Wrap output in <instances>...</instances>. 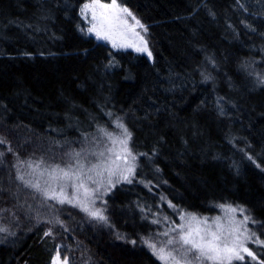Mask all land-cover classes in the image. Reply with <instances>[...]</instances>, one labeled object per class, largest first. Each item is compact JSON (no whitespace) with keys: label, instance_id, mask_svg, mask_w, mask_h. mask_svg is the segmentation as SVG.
Segmentation results:
<instances>
[{"label":"trees","instance_id":"obj_1","mask_svg":"<svg viewBox=\"0 0 264 264\" xmlns=\"http://www.w3.org/2000/svg\"><path fill=\"white\" fill-rule=\"evenodd\" d=\"M83 2L0 0V138L6 141L0 145V210H8L0 211V226L16 233L6 239L0 233V264H50L58 245L69 264H160L139 238L164 231L163 223H151L157 215L179 222L168 201L209 218L221 203L240 204L264 219V172L240 151L264 161L257 155L264 149V88L253 87L241 69L252 59L257 70L264 68V0H240L247 12L236 0H119L148 27L153 60L83 35L77 29ZM42 6L52 9L48 19L41 18ZM109 52L119 64L105 69ZM206 56L215 59L217 70ZM205 68L215 83L202 82ZM217 96L230 101L225 115ZM106 111L124 116L138 151L159 148L154 163L141 158L137 180L151 183L118 185L105 197L111 227L57 205L69 231L56 228L54 237H44L48 225L29 219L20 207L37 201L18 187L16 154L27 160L35 152L61 162L65 151L79 148L82 132L95 131L90 116L108 122ZM181 137L190 141L187 152ZM117 232L137 245L117 240Z\"/></svg>","mask_w":264,"mask_h":264},{"label":"snow or ice","instance_id":"obj_2","mask_svg":"<svg viewBox=\"0 0 264 264\" xmlns=\"http://www.w3.org/2000/svg\"><path fill=\"white\" fill-rule=\"evenodd\" d=\"M236 3L240 9L248 11L240 0H236ZM60 6L54 5V7ZM51 11L52 9H45L42 6L41 18L48 19ZM79 17L82 23L77 25V29L83 35L105 41L112 49H131L136 53L146 54L149 60L154 59L146 39L148 27L119 0H110V2L84 0L79 6ZM14 22L18 26L23 24L22 21ZM27 27L31 28L33 25L29 24ZM245 27L252 33L257 31L251 24H245ZM261 51L264 52V49ZM106 59L105 69H112L119 64L111 52ZM205 60L211 65L212 70L218 69L213 57L206 56ZM256 65L255 59L244 61L241 69L246 77L250 78L249 82L253 87L264 88V68L257 70ZM200 76L204 83L209 81L215 83L212 72L207 68L200 71ZM171 79L169 77L170 81ZM172 85L175 87L174 81ZM203 103L202 101L201 104ZM225 103L230 101H225V97L217 96L215 104L220 115L226 114ZM103 114L108 117V122L101 124L97 117L90 116L96 126L95 131L82 132L81 139L76 142L79 148L65 151L61 162H56L55 157H52L50 162L43 155L36 156L35 152L34 158L27 160H21L16 154L17 160L12 167L16 169L15 180L19 182L18 187L22 186L29 190L33 200L37 201L32 205L25 200L20 207L26 209L25 214L29 219L34 218L37 224L48 225L43 232L44 237H54L56 228L69 231L65 221L57 214V205L61 207L70 205L79 209L90 221L111 227L107 215L108 201L105 197L109 196L118 185L139 182L147 186L151 183L142 178L137 180L141 169V158L154 163V158L160 154L159 148L154 145L147 152L138 151L135 147L133 131L125 122L124 116L112 111ZM162 141L161 137L157 140V144H161ZM5 142L0 138V145ZM181 142L187 152L190 141L181 137ZM228 142L231 144L233 140L230 139ZM59 146L64 147L63 144ZM8 151H12L11 147ZM240 151H244L247 160L264 172L262 166L264 161L257 163L254 155L248 154L244 149ZM257 155H264V149ZM3 156L4 153H0V157ZM156 171L159 172L160 169L156 168ZM164 199L161 196V200ZM167 203L169 208L177 210L179 222L167 216L161 218L157 215L151 223L157 225L163 223L164 231L139 238L140 243L150 250L160 264H264V219H258L251 209L240 204L221 203L218 207L222 215L209 218L177 209L171 201ZM140 210L143 213L145 208L140 206ZM12 217V223L18 228L19 216L13 212ZM0 233L6 234L5 239L16 234L8 226H0ZM116 239L133 247L137 245V240L129 239L126 234L117 232ZM253 246L257 250H254ZM60 247L57 246L50 264H69L68 256L61 258Z\"/></svg>","mask_w":264,"mask_h":264},{"label":"rangeland","instance_id":"obj_3","mask_svg":"<svg viewBox=\"0 0 264 264\" xmlns=\"http://www.w3.org/2000/svg\"><path fill=\"white\" fill-rule=\"evenodd\" d=\"M110 2V1H109ZM134 14V13H133ZM135 15V14H134ZM136 16V15H135ZM137 17V16H136ZM138 18V17H137ZM139 19V18H138ZM142 22V21H141ZM143 23V22H142ZM144 24V23H143ZM146 25V24H145ZM143 34V33H142ZM90 37H92L95 41H97V42H99V43H102V44H105V45H107V46H109L110 48H111V45L110 44H108L107 42H105V41H98V40H96L95 39V37L94 36H90ZM147 39V38H146ZM114 50H116V49H114ZM120 51H131V52H134L133 50H131V49H128V50H120ZM134 53H136V52H134ZM137 54H139V53H137ZM141 55H145L146 56V54H141ZM220 215H222V211L220 210L219 211V213H218V215H216V216H220ZM216 216H214V217H216ZM210 218H213V217H210ZM61 258H63V257H61Z\"/></svg>","mask_w":264,"mask_h":264}]
</instances>
